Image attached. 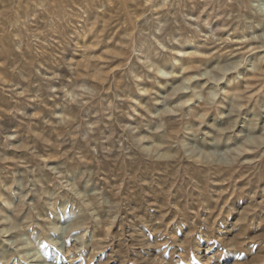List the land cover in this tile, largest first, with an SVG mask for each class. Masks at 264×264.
Returning <instances> with one entry per match:
<instances>
[{"label":"rangeland","instance_id":"1","mask_svg":"<svg viewBox=\"0 0 264 264\" xmlns=\"http://www.w3.org/2000/svg\"><path fill=\"white\" fill-rule=\"evenodd\" d=\"M0 264H264V0H0Z\"/></svg>","mask_w":264,"mask_h":264}]
</instances>
